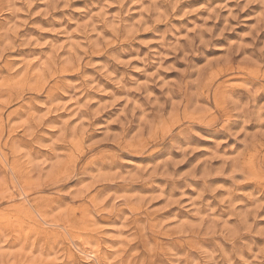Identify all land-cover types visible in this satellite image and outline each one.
<instances>
[{"label": "rangeland", "instance_id": "rangeland-1", "mask_svg": "<svg viewBox=\"0 0 264 264\" xmlns=\"http://www.w3.org/2000/svg\"><path fill=\"white\" fill-rule=\"evenodd\" d=\"M0 264H264V0H0Z\"/></svg>", "mask_w": 264, "mask_h": 264}, {"label": "bare ground", "instance_id": "bare-ground-1", "mask_svg": "<svg viewBox=\"0 0 264 264\" xmlns=\"http://www.w3.org/2000/svg\"><path fill=\"white\" fill-rule=\"evenodd\" d=\"M6 162V161H5ZM85 250V249H84ZM80 252H82V251H80ZM83 253H84V251H83ZM85 254V253H84ZM86 255V257H89V255L88 254H85ZM92 255V256H91ZM90 255V257H93V259L95 258V259H98L95 255H93V254H91ZM97 263V262H96Z\"/></svg>", "mask_w": 264, "mask_h": 264}]
</instances>
